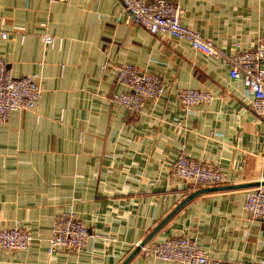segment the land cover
<instances>
[{
  "label": "crops",
  "instance_id": "crops-1",
  "mask_svg": "<svg viewBox=\"0 0 264 264\" xmlns=\"http://www.w3.org/2000/svg\"><path fill=\"white\" fill-rule=\"evenodd\" d=\"M182 23L230 51L264 38V0H171ZM14 26H22L23 32ZM0 57L16 77L41 86L30 110L0 126V228L33 236L24 250H0V264H121L189 192L170 174L179 154L218 167L223 185L257 181L264 116L229 65L184 39L152 34L120 0H0ZM55 38L51 45L42 35ZM131 63L168 91L131 115L108 97L125 91L116 67ZM105 65L104 68H101ZM214 98L185 109L177 91ZM252 187L201 193L151 238L188 236L208 257L264 264V220L244 210ZM74 212L88 227L84 248L47 252L56 216ZM126 264H176L138 252Z\"/></svg>",
  "mask_w": 264,
  "mask_h": 264
},
{
  "label": "built area",
  "instance_id": "built-area-1",
  "mask_svg": "<svg viewBox=\"0 0 264 264\" xmlns=\"http://www.w3.org/2000/svg\"><path fill=\"white\" fill-rule=\"evenodd\" d=\"M51 2L68 0H50ZM123 7L135 20L152 34L168 35L184 39L190 47L207 56L222 58L229 65V75L241 79L243 85L253 96L254 111L264 116V38L255 47L243 48L234 42L233 48L226 51L216 47L213 42L199 32L182 23V7L171 0H120ZM23 32L22 26H14ZM8 32L0 30V39H7ZM42 41L53 44L55 38L50 34L42 35ZM102 65L101 68H104ZM116 79L125 91L112 93L108 99L111 103L125 109L128 113H141L146 100H157L168 86L158 76L141 72L131 63H122L116 67ZM177 96L185 109L199 103H210L214 95L208 90L181 89ZM41 96L40 84L29 75L14 76L7 69L0 57V126L3 125L14 110L32 109ZM262 168L257 175L264 180V153ZM170 174L188 184L190 187L202 185H223L227 178L218 167L202 163L179 154L170 163ZM244 210L253 219L264 220V185L247 190ZM62 225L65 229L61 231ZM86 226L73 212H66L58 217L48 237L47 252L58 248L80 250L85 247L89 234ZM31 234L22 228H0V250H24L32 241ZM144 257H152L176 264H245L232 259L219 260L208 257L197 243L188 236L168 237L141 247Z\"/></svg>",
  "mask_w": 264,
  "mask_h": 264
},
{
  "label": "water",
  "instance_id": "water-1",
  "mask_svg": "<svg viewBox=\"0 0 264 264\" xmlns=\"http://www.w3.org/2000/svg\"><path fill=\"white\" fill-rule=\"evenodd\" d=\"M259 184H264V181L259 182H251V183H243V184H235V185H217V186H211V187H202V188H197L191 192H189L171 211L163 217L157 225L134 247V249L127 255V257L122 261L121 264H126L134 255L138 253L140 248L147 242L149 241L155 234L156 232L182 207L184 206L188 201H190L192 198L195 196L209 192V191H216V190H225V189H234V188H239V187H253L257 186Z\"/></svg>",
  "mask_w": 264,
  "mask_h": 264
},
{
  "label": "rangeland",
  "instance_id": "rangeland-1",
  "mask_svg": "<svg viewBox=\"0 0 264 264\" xmlns=\"http://www.w3.org/2000/svg\"><path fill=\"white\" fill-rule=\"evenodd\" d=\"M243 48H246V47H243ZM247 48H249V47H247ZM34 78V77H33ZM34 80H35V78H34ZM41 87V86H40ZM149 100H151V99H149ZM146 102V101H145ZM114 105H116V104H114ZM117 107H119L118 105H116ZM119 108H121V107H119ZM125 110V109H124ZM143 111H144V109H143ZM130 114V113H129ZM139 113H132L131 115H138ZM257 181H259L258 179H257ZM264 181V180H263ZM259 182H262V181H259ZM259 185H264V184H259ZM211 186H215V185H202V186H200V187H197V188H202V187H211ZM258 186V185H257ZM253 187H255V186H253ZM68 213L70 212V211H67ZM64 213H66V212H63V213H60L58 216H56L55 217V219H54V221H53V224H52V227H51V232H50V235H51V233H52V229H53V225H54V223H55V221H56V219L58 218V217H60V215L61 214H64ZM74 213V212H73ZM77 217H79L76 213H74ZM79 219L81 220V218L79 217ZM82 221V220H81ZM83 222V221H82ZM84 223V222H83ZM84 225L86 226V224L84 223ZM14 227H18V228H22V229H24V230H27L28 231V229H26V228H24V227H20V226H11V227H7V228H14ZM5 228V227H4ZM86 230H87V233H88V227L86 226ZM65 229V226L64 225H62V228H61V231H63ZM29 232V231H28ZM30 233V232H29ZM31 234V233H30ZM89 234V233H88ZM50 235H49V237H50ZM32 236V235H31ZM33 237V236H32ZM47 242H48V239H47ZM152 241H151V239L149 240V241H147L145 244H150ZM31 243H32V241H31ZM144 244V245H145ZM31 245V244H30ZM29 245V246H30ZM28 246V247H29ZM27 247V248H28ZM84 248V247H83ZM59 249V248H58ZM140 250H141V248H140ZM140 250L138 251V252H140ZM144 257V256H143Z\"/></svg>",
  "mask_w": 264,
  "mask_h": 264
}]
</instances>
